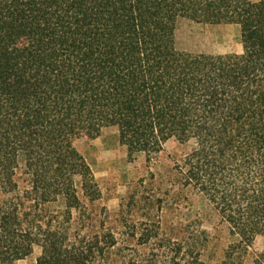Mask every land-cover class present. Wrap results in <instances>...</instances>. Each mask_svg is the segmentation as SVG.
I'll return each instance as SVG.
<instances>
[{"label":"trees","instance_id":"1","mask_svg":"<svg viewBox=\"0 0 264 264\" xmlns=\"http://www.w3.org/2000/svg\"><path fill=\"white\" fill-rule=\"evenodd\" d=\"M180 19L238 27L242 61L178 51ZM108 126L129 153L192 140L181 186L233 239L218 264H243L264 233V0H0V264L35 245L44 264H89L92 244L68 234L75 179L90 201L100 192L72 140ZM59 200L62 217L45 223Z\"/></svg>","mask_w":264,"mask_h":264},{"label":"rangeland","instance_id":"2","mask_svg":"<svg viewBox=\"0 0 264 264\" xmlns=\"http://www.w3.org/2000/svg\"><path fill=\"white\" fill-rule=\"evenodd\" d=\"M257 2L259 0H252ZM175 47L191 54L219 58L224 65L243 59L236 26H211L180 19ZM89 165L100 198L90 201L75 179L81 206L72 211L70 238L77 235L94 252L89 264H218L233 242L227 227L198 193L181 186L176 166L191 150L188 142L173 138L149 153H129L118 140L117 129L108 126L94 139L81 134L72 140ZM30 166L21 158L17 170L20 189L27 183ZM4 196L0 190V202ZM45 223L65 210L62 200L46 205ZM47 220V221H46ZM264 249V233L258 234L243 255V264H254ZM39 246L25 259L12 264H44Z\"/></svg>","mask_w":264,"mask_h":264}]
</instances>
